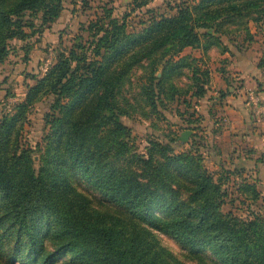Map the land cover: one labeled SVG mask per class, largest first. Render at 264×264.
Listing matches in <instances>:
<instances>
[{
	"label": "trees",
	"instance_id": "trees-1",
	"mask_svg": "<svg viewBox=\"0 0 264 264\" xmlns=\"http://www.w3.org/2000/svg\"><path fill=\"white\" fill-rule=\"evenodd\" d=\"M133 2L140 9L149 3L148 0ZM63 10V0L13 3L0 0V64L10 54L11 39L29 37L26 26L30 24L32 28L34 23L20 21L26 12L41 13L43 25H50L59 19ZM250 13L256 14L252 17L255 22L263 21L264 0H199L192 6L179 7L174 15L152 13L142 29L135 32L128 30L126 17L119 19L113 15V8L106 9L104 15L91 20L87 26L91 41L78 40L67 54L60 53L44 76L28 88L24 101L0 123V224L9 222L15 228L14 233L23 241L20 247L26 246L28 250L26 257L23 256L26 264H46L47 257L64 255L71 250L92 257L94 264H167L157 260V254L146 257L143 251L147 248L143 249L140 241L125 242L117 227L76 213L72 207L62 204L52 187L51 170L45 163L37 171L32 151L21 141L27 113L35 101L55 95L52 108L63 111L66 124L71 105L80 103L89 92L96 90L101 95L99 115L91 124L70 122L67 140L68 152L79 162L88 182L133 218L171 230L192 252L209 250L222 264H264V214L250 213L241 217L231 211L223 213L228 171L216 177L199 159L182 153L175 155L158 145L150 149L147 158L131 152L141 172L109 168L111 150L113 147L124 150L131 134L113 116L103 114L106 110L115 112L116 95L121 93L124 84V76L111 75L110 68L116 59L137 50H142L137 63L143 58L149 59L150 70L142 90L151 105L167 93L166 83L182 74L185 67L192 69L194 102L203 98L209 89L210 70L198 65L191 67L189 59L192 58L181 53L188 47L204 51L212 45H222L223 37L234 33L227 25L241 21L244 14ZM35 33L34 30L30 35ZM225 45L222 50L228 51ZM160 65L162 75L157 78L155 74ZM171 90L173 95L187 93L176 86ZM65 99L69 101L64 105ZM110 122L114 123L113 128L106 127ZM189 123L194 121L189 120ZM102 125L105 131L101 130ZM173 163L193 169L195 173L193 200L197 205L185 213H182L183 203L177 201L172 190L162 194L154 187L162 174L170 173ZM142 175H148V180L143 181ZM244 188L250 189L255 199L261 197L255 184L246 183ZM157 210L166 213L170 222L164 221ZM54 236L59 238L54 252L47 254L48 242Z\"/></svg>",
	"mask_w": 264,
	"mask_h": 264
},
{
	"label": "rangeland",
	"instance_id": "rangeland-1",
	"mask_svg": "<svg viewBox=\"0 0 264 264\" xmlns=\"http://www.w3.org/2000/svg\"><path fill=\"white\" fill-rule=\"evenodd\" d=\"M15 1L17 0H6L7 3ZM63 1L64 10L61 16L50 25H43L41 13L30 15L26 12L20 19L23 23L33 22L34 27L29 28L30 24L26 26L25 30L29 37L13 38L9 41L10 54L5 62L0 64V123L5 115L16 111V106L24 101L28 88L44 76L45 67L54 64L60 53L67 54L78 40L83 43L91 41L87 26L91 20L104 15V10L113 8V15L119 19L126 17L128 30L137 32L147 23L152 13L174 15L179 7L192 6L199 0H148V5L141 9L136 6L134 0ZM252 14H244L241 21L227 25L234 33L224 36L222 45L215 44L204 51H201V48L188 47L181 53L192 58L189 59L191 67L198 65L201 69L210 70L209 90L217 89L214 86L219 81V75L227 71L225 64L229 56L224 58V55L226 56L224 53L226 51L222 50L224 44L228 47L229 54L241 49L256 51L261 65H264V20L255 22L252 17L256 14ZM34 30L36 33L30 35ZM208 31L213 33V30ZM141 54L142 50L131 52L126 57L116 59L110 68L111 75L124 76V84L121 86V93L116 95L115 112L106 110L103 112L105 116L101 117L113 116L115 121L122 123L129 130L131 137L130 141H127L129 145L124 150L113 147L107 166L117 170L126 168L141 172L140 166L132 159L131 152L147 158L150 149L158 145L160 149H169V152L175 155L182 153L194 160L199 159L204 167L216 173V177L224 171L229 172L228 181L225 180L224 184L227 197L222 207L223 213L231 211L241 217H247L250 213L264 214V194L255 199L252 191L244 188L246 183H251L245 182L247 178L237 176L234 171L222 165H219V168L212 167L210 158L207 157L210 132L207 125H204L203 115L197 109L199 101L194 102L196 98L192 95L195 89L191 77L192 69L185 67L182 74L166 83L167 93L162 94L160 100L157 99L153 106L142 90L147 81L150 65L148 58H143L137 63ZM162 68L160 65L155 74L157 78L161 77ZM233 80L235 84L240 82L236 77ZM172 86L182 88L187 93L173 95ZM98 91L89 92L80 103L71 105L69 122L66 124L63 123L65 118L63 111L52 108L55 95H46L31 106L21 132V141L32 151L31 156L36 170L46 163L51 170L52 187L62 204L72 207L76 213L117 227L122 231L125 242H133L131 239L140 241L143 249L147 248L143 251L146 257L157 254V260L167 264H222L209 250L192 252L188 246L180 243L168 228L154 227L133 218L125 209L103 197L97 187L85 178V172L81 171L79 162L68 152L69 124L72 121L90 124L95 121L102 109L101 95ZM68 101L65 99L64 105ZM189 120L194 123H189ZM113 126V122L106 125L107 128ZM101 130L105 131L104 125ZM187 130H191L192 134L188 140L182 141L181 135ZM88 142L92 143V140L89 139ZM169 172L162 174L154 187L162 194L172 190L177 201L183 203L182 213H185L197 205L193 200L194 170L173 163L170 164ZM148 178V175L141 177L143 181H147ZM156 213L164 221L170 222L166 213L163 214L160 210ZM55 222H58L56 218ZM14 231L15 228H12L9 222L0 224V264L27 263L23 259V256L26 257L27 247H20L23 241ZM58 239L54 236L48 242L47 254L54 252ZM43 258L44 255L41 259ZM46 264H94V260L88 255L84 256L76 250H71L64 255L47 257Z\"/></svg>",
	"mask_w": 264,
	"mask_h": 264
},
{
	"label": "crops",
	"instance_id": "crops-1",
	"mask_svg": "<svg viewBox=\"0 0 264 264\" xmlns=\"http://www.w3.org/2000/svg\"><path fill=\"white\" fill-rule=\"evenodd\" d=\"M224 53V58L229 56L225 64L227 71L219 75V81L214 86L217 89H208L197 104L204 125L210 132L207 157L212 167L222 165L237 176L247 178L245 182L255 184L262 195L264 117L250 108L244 92L246 88H255L264 98V65H261L258 53L252 49ZM235 77L240 82L235 84Z\"/></svg>",
	"mask_w": 264,
	"mask_h": 264
},
{
	"label": "built area",
	"instance_id": "built-area-1",
	"mask_svg": "<svg viewBox=\"0 0 264 264\" xmlns=\"http://www.w3.org/2000/svg\"><path fill=\"white\" fill-rule=\"evenodd\" d=\"M48 65L45 67V71ZM246 100L250 108L260 116L264 117V98L253 88H246L244 92Z\"/></svg>",
	"mask_w": 264,
	"mask_h": 264
},
{
	"label": "water",
	"instance_id": "water-1",
	"mask_svg": "<svg viewBox=\"0 0 264 264\" xmlns=\"http://www.w3.org/2000/svg\"><path fill=\"white\" fill-rule=\"evenodd\" d=\"M191 134H192L191 130H187V131L183 132L182 135H181V140L182 141L188 140L189 137L191 136Z\"/></svg>",
	"mask_w": 264,
	"mask_h": 264
}]
</instances>
